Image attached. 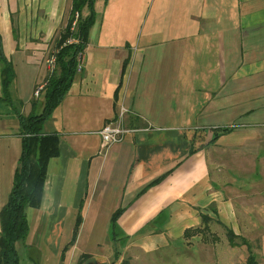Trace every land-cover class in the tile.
<instances>
[{
  "label": "crops",
  "instance_id": "1",
  "mask_svg": "<svg viewBox=\"0 0 264 264\" xmlns=\"http://www.w3.org/2000/svg\"><path fill=\"white\" fill-rule=\"evenodd\" d=\"M71 3L0 0L2 51L14 72L10 103L0 101V209L21 150L16 114L28 116L40 99L34 91ZM81 62L42 126L57 136V154L39 206L24 210L19 264H35L27 256L37 252L47 253L44 264H124L126 256L130 264L182 241L201 215L226 223L231 206L213 189L209 156L264 126V0H94ZM1 81L0 71V98ZM119 106L129 128L150 130L105 150L98 132ZM235 124L246 127L189 154L195 134L206 140Z\"/></svg>",
  "mask_w": 264,
  "mask_h": 264
},
{
  "label": "trees",
  "instance_id": "2",
  "mask_svg": "<svg viewBox=\"0 0 264 264\" xmlns=\"http://www.w3.org/2000/svg\"><path fill=\"white\" fill-rule=\"evenodd\" d=\"M94 0H72L69 18L54 45L49 56L55 60V70L48 75L38 101L34 102V109L28 116L16 114L18 123V136L21 150L14 171L12 187L6 203L0 209V264H19V256L15 245L24 242L28 234V223L24 210L26 207L37 208L40 203L45 169L47 161L57 154V136L42 133V126L52 112L64 99L74 76L77 74L78 58L82 56L86 46V36L93 22ZM86 9L88 15L83 18L82 11ZM75 27L72 29V24ZM69 38H75L77 44H66ZM0 66L2 77V97L0 101L10 103L8 89L14 79L11 64L6 60L0 38ZM38 110V111H37ZM231 129H222L212 132L210 139H204L197 134L191 140L189 154L192 155L205 147L215 144L217 139ZM155 181L151 185L155 184ZM215 213V210H213ZM121 210H117L111 217L114 224ZM211 219L201 215V224L204 228L186 230L183 238H192L201 231L208 229ZM78 229V221L73 230L71 242H74ZM226 238L231 247L246 246L248 257L246 264H258L254 254L251 253L250 244L244 239L235 236L231 230L226 229ZM240 240V244L235 243Z\"/></svg>",
  "mask_w": 264,
  "mask_h": 264
},
{
  "label": "rangeland",
  "instance_id": "3",
  "mask_svg": "<svg viewBox=\"0 0 264 264\" xmlns=\"http://www.w3.org/2000/svg\"><path fill=\"white\" fill-rule=\"evenodd\" d=\"M211 148L209 146V150ZM209 162L213 189L231 206L228 221L222 223L211 214L207 230L155 254L135 255L130 264H246V246L235 239L240 245L231 247L226 229L247 241L255 261L264 264V126L252 133L244 132L227 147L212 151ZM33 234L35 236V232ZM34 242L45 250L37 239ZM46 256L47 253L37 252L33 256L29 253L27 257H32L35 264H44ZM128 259L127 256L124 258V264H129ZM22 261L27 264L23 257Z\"/></svg>",
  "mask_w": 264,
  "mask_h": 264
},
{
  "label": "built area",
  "instance_id": "4",
  "mask_svg": "<svg viewBox=\"0 0 264 264\" xmlns=\"http://www.w3.org/2000/svg\"><path fill=\"white\" fill-rule=\"evenodd\" d=\"M75 27V22L72 24V29ZM77 40L75 38H69L66 41V44H77ZM45 64L48 68V75H50L55 70V60L53 56H49ZM82 62H81V56L78 58V65H77V72L81 70ZM45 83L37 88L34 91V98H38L40 93L43 90ZM129 114V111L123 107L119 106L118 110L115 114V117L106 122L104 126L101 128V130L98 132V135L101 139L102 147L107 150L109 147L121 143L125 137L129 134L136 133L138 131H149L150 128L146 127L145 129H134L129 128L126 125V118ZM246 125L244 124H235L231 126L230 129H237V128H245Z\"/></svg>",
  "mask_w": 264,
  "mask_h": 264
}]
</instances>
